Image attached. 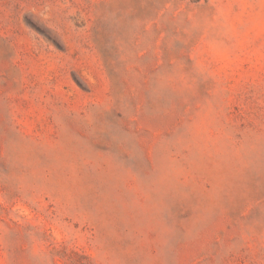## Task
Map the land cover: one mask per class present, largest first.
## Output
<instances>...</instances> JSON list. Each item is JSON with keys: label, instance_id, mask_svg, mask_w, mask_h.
<instances>
[{"label": "rangeland", "instance_id": "obj_1", "mask_svg": "<svg viewBox=\"0 0 264 264\" xmlns=\"http://www.w3.org/2000/svg\"><path fill=\"white\" fill-rule=\"evenodd\" d=\"M0 264H264V0H0Z\"/></svg>", "mask_w": 264, "mask_h": 264}]
</instances>
